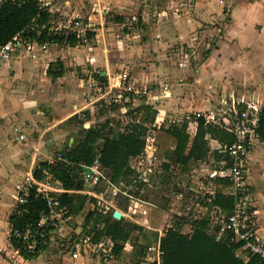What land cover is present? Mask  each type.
Returning <instances> with one entry per match:
<instances>
[{"label": "rangeland", "instance_id": "obj_1", "mask_svg": "<svg viewBox=\"0 0 264 264\" xmlns=\"http://www.w3.org/2000/svg\"><path fill=\"white\" fill-rule=\"evenodd\" d=\"M47 1L56 14L51 23L53 30L75 33L80 37L75 47H69L66 44H47L45 49L48 58L54 62L59 60L63 65L65 63L67 67L64 75L67 80L49 81L43 74V67L38 65L39 67H33V69L32 66L35 64L24 56L15 57L0 64V126L6 127L7 130H10L13 125L15 128L16 125H23V123L26 126L35 124L40 126L48 119H39L40 121L35 123L32 110L41 111L46 104L44 109L52 112L56 105H63L64 102V105L66 104V96L70 98L75 96L80 102L81 97L88 100V97H95L108 88V79L112 87L110 93L89 107L77 106V108H82L81 111L89 112L84 126L99 125L105 120H110L112 124L119 122L123 126L139 117L134 112L139 103L152 104L157 109L163 110L162 121L156 123L157 125L155 122L148 124L147 135L153 139L152 142L157 147L153 162L148 159L141 161L144 166L151 168L149 183L143 184L134 180L130 183H111L109 175L105 172L107 182L101 181L94 187L100 196L96 197L99 209L109 212H114L116 209L128 212L131 206L130 218L123 219L130 223L133 222L132 224L138 227L132 231L131 235L132 258L129 259V253L123 251L113 264H144L146 248L155 244L159 233L175 222L177 218L175 212L179 211L181 215L190 217L189 220L196 217L200 212L197 205H203L207 201L208 191L212 189L207 175L201 176L203 174L200 171L202 164L193 162L189 170L176 169L175 165H171L168 170L161 167V164L170 162L175 145L174 139L164 129L175 124L177 120L180 122L186 119L191 114L188 111H184L181 115L178 113L188 108L192 101L190 95L192 88L189 84L195 85L198 90L202 91L198 100L199 104L205 101L210 104L217 103V110L218 98L223 88L248 91L251 86L249 82L252 81H255L252 84L263 86V70L262 68L243 69V79L248 84L241 88L238 87L237 82L231 80L230 84L225 83L222 87L218 85L219 88H215L213 92L210 85L205 83L207 82L205 77L206 75L211 76V71H209L210 64L205 66L204 62L213 61L216 52H213L214 56L209 57V51L211 53L215 50L214 47L218 40L231 24L230 6L227 3L223 4L221 18H214L208 22L202 21L197 25L189 22L187 33L175 41V38L165 37L163 32V36L158 35L157 37V33L155 35L149 30L155 23L160 22L162 29L168 27L174 28L175 31V11L179 6L173 0L142 3L138 10L130 12L123 9L124 5L113 4L108 0H69V5L64 4L65 0H41L43 6ZM75 11L78 15H75ZM92 14L98 16L93 17ZM90 15L92 16L89 19ZM117 15L122 16H119L123 18L122 22H115L114 18ZM143 17H147V21H144ZM153 29L155 30V27ZM88 33L92 35L88 36ZM159 39H162L161 44L165 42L167 46H159L155 42ZM140 43H149L150 46L144 47L145 52L141 53L138 47ZM260 53L261 50L258 51V48L254 50L252 59L248 61L250 65L257 61L262 62L258 60L261 57ZM153 63L156 66L148 65ZM147 66L151 69L147 70ZM204 66L207 67L206 70ZM226 70L228 69H225V74ZM103 72H107L106 85L98 79V75ZM147 72L152 76L149 77ZM123 74L126 77L121 80ZM70 76L72 78L68 79ZM118 78L121 80L119 86L115 83ZM77 84H80V88L76 87ZM114 84L116 85L113 86ZM176 88L179 90L175 91ZM75 102L76 100L69 104L68 113L77 109L74 105L78 101ZM47 111L44 113L47 114ZM64 113L66 110L62 114ZM209 114L208 112L203 113L205 116ZM217 114L220 113L216 112V117ZM191 127L189 129L188 125V132H191ZM78 131L79 127L76 122L70 124L63 122L54 128L50 132L51 141L42 145L46 156H40V160L49 156L54 157L66 144H71L78 137ZM9 133L11 136V130ZM45 137L48 136L45 135ZM148 142L151 145V141ZM215 173L217 172L213 171L210 175ZM108 182L116 187L113 192L109 190ZM178 191L182 193L180 198L176 196ZM133 201L140 204L137 210L143 213L138 211V213H132L133 207H137ZM90 206L87 204L78 216L64 218L58 231L52 233L48 251L41 254L38 264H73L75 261L63 257L72 256V253L77 250L81 254L78 264H108L104 262V256L101 253L102 249L109 248L106 239L100 241V246L94 249L85 235L81 233L82 219L87 210L91 209ZM68 221L72 222L74 227L68 226ZM182 228L186 230L184 226Z\"/></svg>", "mask_w": 264, "mask_h": 264}, {"label": "trees", "instance_id": "obj_2", "mask_svg": "<svg viewBox=\"0 0 264 264\" xmlns=\"http://www.w3.org/2000/svg\"><path fill=\"white\" fill-rule=\"evenodd\" d=\"M115 22H122V18L115 16ZM54 14L42 6L39 0H2L0 2V44L9 41L14 35L21 33L39 44H66L75 47L79 42L75 34L63 33L52 29ZM92 33H88L91 36ZM64 68L60 61L50 63L46 69V75L55 80L61 77ZM98 79L106 85V78L98 75ZM138 118L120 125L110 120L95 126H84L89 112L81 111L65 120V124L76 122L79 127L78 137L71 144L65 145L57 153L60 159L49 164L40 161L33 169L32 176L40 178L41 170L47 169L49 173L69 191L59 196L60 206L65 207L64 216L75 217L81 214L86 205H91L82 219L81 233L92 244L102 238H108L112 245L110 254L119 255L124 244L131 239L133 230L138 229L135 224L125 221L123 218H113V212L99 209L96 198L81 193L84 183L81 180L82 166H90L98 160L104 171L109 175L111 183H130L137 177V173L130 167V160H145V139L149 130L148 124L155 121L156 111L151 105L141 104L134 109ZM129 113V112H128ZM82 115V117H81ZM196 123L195 134L192 138L187 133V121L169 125L164 131L174 141V149L169 163L161 164L164 170L171 165H178L186 170L193 162L204 161L209 153V139L217 141L221 150L227 148L235 141V136L227 132L220 125L205 121L203 115L196 114L189 117ZM122 126V127H121ZM120 129V130H118ZM258 139L264 141V112L259 116ZM214 158L225 161V167L229 165V158L225 152L212 151ZM152 166V164H151ZM226 184V180H223ZM208 207H217L226 219L234 209L236 198L222 192H215L207 196ZM47 211L46 201L40 194L31 189L26 202L17 205L9 215L11 227L10 242L15 249L20 247V242L12 235L13 230L23 231L26 226L36 228L40 214ZM178 221L164 228L160 238V264H257L258 258H251L248 262L242 261L236 250L239 243L233 242L232 233L226 230L220 240H216L213 231L218 228L212 220L206 216L194 218L189 221L191 233H181V217ZM49 227H44V238L39 245V251L46 249L49 243ZM23 258L34 259L21 252Z\"/></svg>", "mask_w": 264, "mask_h": 264}, {"label": "crops", "instance_id": "obj_3", "mask_svg": "<svg viewBox=\"0 0 264 264\" xmlns=\"http://www.w3.org/2000/svg\"><path fill=\"white\" fill-rule=\"evenodd\" d=\"M39 1L43 6L41 0ZM108 1L113 4L124 5L123 9L128 10L129 12L136 9L138 10L142 3H155V2L159 3L158 0H108ZM163 1L167 2L169 0H163ZM173 1L177 3V6H179L178 10L175 11V31L174 28L170 29L168 27H165L166 29H162L163 26L160 25V22L155 23L153 27L149 28V30L150 32L153 31L152 33L153 34L155 33V35L157 33V37L158 35L163 36V34H165L166 35L165 37H167L168 39L175 38V41L177 38L183 37L184 33H187V29H188L187 27H189L188 26L189 22L197 25L199 22L202 21L208 22L214 18H221L222 10L224 8L223 4L227 3L230 6L231 24L229 25L227 31L223 33L221 39L218 40L217 44L214 47L215 50L212 51L211 53L209 51V55H210L209 57L215 55L213 61L206 60L204 62L205 66L210 64L209 71H211L210 74L211 76L206 75L205 80H207V82L205 83L210 85L209 87H211V90L213 92L216 90L215 88L217 89L219 88L218 85L219 86L221 85L222 87L225 85V83L230 84L232 81L237 82V85L240 88L241 86L244 87V85L248 84V82L245 79H243V73H244L243 69L254 70V69L262 68L263 70L262 75L264 76V0H173ZM178 3L180 4L178 5ZM64 4L69 5L70 4L69 0H65ZM44 5L47 6L48 11L50 13L56 15L52 10V6L51 7L49 6L50 5L49 1L45 2ZM74 13H76L75 15H78L77 11H75ZM92 15H90L89 19L91 18ZM94 16H98V15H93V17ZM143 19L144 21H147L146 19L148 18L143 17ZM148 23L151 24V22L149 21ZM145 27L147 28V26ZM154 27L155 30L153 29ZM217 31L220 30L217 29ZM161 40L159 39L155 42H157L159 46L161 45L167 46L165 42L161 44ZM231 42L233 43L230 45ZM148 44L149 43L147 44L140 43V45L138 46L140 49L139 52L141 53L145 52L144 47L150 46ZM52 45H56V44H52ZM46 46L44 50H40L39 52H37L36 58L32 59L28 57V59H30V61H32L35 64L32 66V68L39 66L43 67L44 69L43 74L45 78L46 79L48 78L49 81L52 82L54 80H51L46 75V69L48 68V65L50 63L54 62V60L48 58V54L45 53ZM256 48H258V51L261 50L260 53L261 57L258 60L262 62L257 61L254 62L253 65H250V62L248 61L252 59V53ZM213 52H216V54L213 55ZM23 56L24 55H18V56L16 55L11 57L9 60H12L15 57L20 58ZM7 61L0 62V64L5 63ZM148 65L153 66L155 64L153 63ZM227 65L228 67H226ZM62 66L64 68V73L61 77L55 79L56 81L67 80L64 75L65 68L67 66L65 65V63L64 65L62 64ZM149 66L146 67L147 70ZM205 66L204 68L206 70L207 67ZM226 68L228 70H226V74H225ZM103 73H104L103 76H101L100 74L99 75L101 77L106 78L107 72H103ZM71 74H73V72H71ZM147 75L149 77L152 76L151 74H149V72H147ZM235 75L238 76L235 77ZM224 76H226L225 79ZM71 78L72 77L70 76L68 79ZM252 82L251 83L249 82L251 86L248 91L245 90L240 91L233 88L230 89L223 88V90H221V93L233 94L236 95L238 98L244 97L245 99L254 98L258 100H264V83H262L263 86H261V85L252 84ZM115 83H117L119 86V84H121V80L118 78V80L116 79ZM115 85L116 84H114L113 86ZM189 86L192 88V94L190 93L192 97V101H190V106L188 108H185V110H181V111L179 110L180 112L178 113L180 115L183 114L184 111H188L193 115L196 114L203 115V113L205 112L211 113L216 111L217 103L210 104L205 101L202 102V104H199L198 100L200 98L199 97L200 94H202V91L198 90V88L195 87V85L192 86L191 83L189 84ZM76 87L80 88V84H77ZM111 88L112 87L109 85V79H108V88L105 89L103 93H100L99 95H95V97L94 96L88 97L89 101L84 100L81 97L82 100L80 102L79 99H76L77 97L75 98V96H73L72 98L66 96V104L64 105L65 103L64 102L63 105L60 106L56 105L55 110L54 111L52 110V112L51 110L47 111V109H44V107H46V104H44L43 109H41V111L32 110V117L34 118L35 123L37 121H40L39 119L44 120L45 118L48 119L47 122L43 121V124H40V126L36 124L26 126V124L23 123V125H16V127L14 128L13 125L10 128L12 133L11 136L9 135L10 130H7V128L4 126L3 127L0 126V264H36V263L38 264V260L40 259L41 254H45L48 251L50 245L49 243L46 249H44L43 251L40 250V252L37 254V256L34 259H26L22 257V255L17 251V249H15L12 246L10 242L9 236L11 232V227L9 224V215L17 206L15 199L19 194L20 186L28 178L33 177L32 172L38 162L46 161L50 158L49 156L46 159L40 160V156L43 155L46 156L43 149L44 146L42 147V145H44L48 141L49 142L51 141L50 132L57 126H60L70 116L74 114H78V112L81 111L82 108H77V106L89 107L90 105L94 104L96 101L104 98L108 93H110L112 91ZM178 90H179L178 88L175 89V91ZM194 93L195 95H193ZM37 95L39 96L40 94ZM202 97L204 96L202 95ZM74 100H76V102L78 101V103L75 102L76 104L74 105V107L76 106L77 109L74 112L68 113L67 108L69 104H71ZM156 101L158 102L159 100ZM139 105H141V103L137 104L136 107ZM148 105H151L153 109L156 111L154 122L155 125H157L156 123H159V121H162L163 119L164 116L163 110L157 109L155 105L152 104H148ZM61 106H63L64 108H62ZM64 109L66 110V113L62 114L63 111H65ZM46 111L47 114L44 113ZM191 114H189V116L186 119L180 120V122L179 120L175 121V124L178 125L183 121H187V125H189V129L190 126H192L191 132H188L189 130L187 127V133L190 136V138L194 136L196 130V123L189 119ZM18 135H22L23 140H19L17 138ZM29 135L31 137H29ZM45 135L48 137H45ZM208 143L210 148V153L208 157L204 161L196 162V163L200 165L202 164L200 171L203 174H201V176L205 177L204 175L206 174L208 182L212 184V189L208 191V196L213 195L215 192H222L226 194L228 183L226 184L223 181V180L227 181V179L224 177V170L226 169L225 161H223L222 159L217 160L216 158H214L212 154V151H218L220 153L223 150H221L219 143L213 139H209ZM131 166H133L132 161H131ZM175 167L176 169H180L178 165H175ZM187 169L188 170L190 169V165L187 167ZM213 171L217 173H215L214 175H210ZM244 183L247 190L246 211L248 217L251 221L255 233L264 242V141L259 140L258 135L256 139L252 140L251 147L247 153V174ZM107 186L109 187V190H111V192H113L114 189H116V187H114L111 184ZM84 190L85 192H81V193L84 194L86 193V195L91 196L93 198L100 197L99 193L94 190V187L87 186L84 188ZM176 196L177 198H180L182 196V193L178 191ZM206 200L207 201L204 202L203 205H199L198 203H196V205L198 204L197 207H199L200 212H198V215L194 218L208 215L210 220L211 219L215 220L219 216H222L221 210L213 206L208 207L206 204L209 203V199L206 197ZM133 203L137 205V207H133L132 213H138V212L143 213L142 211L137 210L140 204L135 203V201H133ZM130 210H131V206L129 207L128 212H124L116 209V211H118L121 214L120 218H125V217L130 218L129 216ZM175 215H177V217H181V219L183 220L181 224V233L185 235L190 234L191 226L189 224V221L194 218L189 220L190 217H187L186 215H181L179 211L175 212ZM175 221L178 220L176 219ZM3 224L5 227L2 226ZM67 225L74 227V224L70 221L67 222ZM183 226L185 227L186 230L182 228ZM161 234L162 233H159V237L156 242L158 244ZM103 239L104 238H102L100 241H102ZM105 239L109 244L108 250H110L112 243L108 238ZM50 241H51V237L49 238V242ZM130 241L124 244L122 250V252L125 251L126 253H129L130 255L129 259L132 258V253H133L132 244ZM99 242L95 244L91 243L94 249L100 246ZM111 256L112 258L110 264H113L114 262L116 263V258L118 257V255L115 256L111 254ZM80 257L81 254L77 250L76 257L64 256L63 258H69L70 261L71 260L75 261L73 264H78L79 263L78 258Z\"/></svg>", "mask_w": 264, "mask_h": 264}, {"label": "built area", "instance_id": "obj_4", "mask_svg": "<svg viewBox=\"0 0 264 264\" xmlns=\"http://www.w3.org/2000/svg\"><path fill=\"white\" fill-rule=\"evenodd\" d=\"M75 36L80 38L77 34ZM46 45V43L39 44L18 33L6 43L0 44V62L7 61L16 55H24L32 59L36 58L37 52L44 50ZM125 77L123 74L121 80ZM216 112L220 113L217 114V117ZM262 112H264V100L238 98L233 94L221 93L218 98L217 110L211 112L208 116H204L206 122L220 125L235 136V141L225 148L223 152L228 155L230 162L224 170V177L228 182L226 195L235 197L236 201L233 212L226 219L223 215L215 220L211 219L213 224L218 226L212 234L216 240H220L223 233L229 230L233 236L231 240L240 244L236 250V255L244 262H248L251 258H258L257 264H264V242L255 233L248 217L246 211L247 190L244 182L247 174V153L251 147L252 140L257 138L259 116ZM17 138L23 140L22 135H18ZM149 140L151 145L148 142ZM152 141L153 139H150L149 135H147L144 153L145 157H147L146 159L151 162L155 159L157 151ZM56 159H60L58 153L46 161L51 164ZM131 161L133 166H131ZM130 167L137 173L134 181L143 184L149 183L151 168L144 166L141 160L136 159L130 160ZM104 173V168H102L98 160H95L90 166H82L81 180L84 183V188L87 186L96 187L101 181L107 182ZM31 189L44 197L47 211L40 214L34 230L26 226L23 231L13 230L12 235L20 242V247L17 251L20 254L25 252L26 255L33 258L40 252L39 245L44 238L43 228H50V238L54 231H58L61 222L66 218L64 216L66 209L60 206L59 196L69 191L65 190L47 169H42L39 179L28 178L20 186L19 194L15 199L16 205L26 202V196ZM81 192H85V190ZM76 252L72 253L73 257H76ZM101 253L104 256V262L110 264L112 258L110 250L102 249ZM160 256L159 244H152L146 248L143 262L144 264H160Z\"/></svg>", "mask_w": 264, "mask_h": 264}, {"label": "water", "instance_id": "obj_5", "mask_svg": "<svg viewBox=\"0 0 264 264\" xmlns=\"http://www.w3.org/2000/svg\"><path fill=\"white\" fill-rule=\"evenodd\" d=\"M103 75H104V73H101V76H103ZM112 216L115 219H120L121 214L118 211H114L113 214H112Z\"/></svg>", "mask_w": 264, "mask_h": 264}]
</instances>
